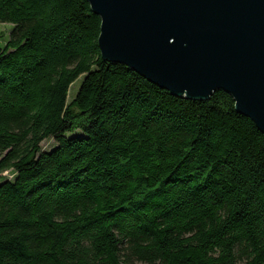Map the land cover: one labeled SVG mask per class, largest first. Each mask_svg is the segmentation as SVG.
I'll return each mask as SVG.
<instances>
[{
	"label": "trees",
	"instance_id": "obj_1",
	"mask_svg": "<svg viewBox=\"0 0 264 264\" xmlns=\"http://www.w3.org/2000/svg\"><path fill=\"white\" fill-rule=\"evenodd\" d=\"M0 23V264H264V134L231 94L103 59L87 0H0Z\"/></svg>",
	"mask_w": 264,
	"mask_h": 264
},
{
	"label": "water",
	"instance_id": "obj_2",
	"mask_svg": "<svg viewBox=\"0 0 264 264\" xmlns=\"http://www.w3.org/2000/svg\"><path fill=\"white\" fill-rule=\"evenodd\" d=\"M103 59L170 93L232 95L264 134V0H87Z\"/></svg>",
	"mask_w": 264,
	"mask_h": 264
},
{
	"label": "rangeland",
	"instance_id": "obj_3",
	"mask_svg": "<svg viewBox=\"0 0 264 264\" xmlns=\"http://www.w3.org/2000/svg\"><path fill=\"white\" fill-rule=\"evenodd\" d=\"M12 29V24L10 23H0V44L3 46L9 39V34ZM83 75H80L78 78H76L70 85L69 91H68V101H70L73 97H75L79 86L83 80ZM55 144L54 140L52 138H49L47 140H44L41 143V149L42 150H49L53 145ZM14 172L12 170H7L0 173V177L5 179H13Z\"/></svg>",
	"mask_w": 264,
	"mask_h": 264
}]
</instances>
